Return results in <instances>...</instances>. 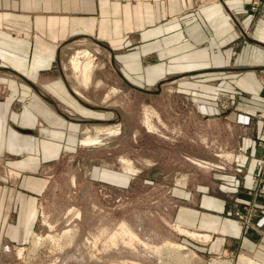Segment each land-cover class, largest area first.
<instances>
[{
	"label": "rangeland",
	"instance_id": "1",
	"mask_svg": "<svg viewBox=\"0 0 264 264\" xmlns=\"http://www.w3.org/2000/svg\"><path fill=\"white\" fill-rule=\"evenodd\" d=\"M252 2L248 9L252 28L246 29L232 14L239 35L230 44L234 57L243 44L258 41L252 31L264 20L263 9L259 2L252 11ZM202 3L209 0H194L195 8ZM5 30L12 36L20 34L10 24ZM66 41L59 54L62 72L56 59L46 56L45 65H40L35 75L20 73L34 80L62 112L73 111L79 119L105 120L98 124L119 125V131L114 136H102L96 145H82L83 126L70 124L62 117L46 116L41 121L44 127L62 132L54 138L59 150L25 170L29 177L42 179L45 184L41 192L31 188L27 191L34 204L29 238L15 244L6 243L2 237L0 264H78L76 255H83L86 264H235L245 253L252 254V250L236 243L239 239L231 244L219 240L218 233H210L209 240L200 241L180 234L175 225L198 231L180 224L179 213L182 208H197L203 195H211L225 201L228 216L244 233L258 230L264 236V100L256 98L259 92L264 94V70L256 71L259 85L255 90L251 86L249 89L239 74L206 78L187 74L184 82L177 77L176 82L163 83L158 94L145 93L119 77L110 52L97 44L101 43L97 38L93 41L77 35L62 43ZM85 49L96 65L86 86L70 65L74 53ZM21 55L20 64L28 70L36 54L22 50ZM7 60L0 59V65L15 70L12 61ZM4 77L28 86L10 73ZM59 79L62 96L72 100L67 82L88 102L105 109H87L86 114L75 110L66 99L45 89V85ZM134 86L157 90L155 82ZM26 88L28 94H36ZM10 91L9 84L1 80L0 97ZM43 102L46 111H55ZM252 141L256 142L254 148ZM6 158L0 157V186L16 188L21 173L7 166ZM249 158L257 159L251 178L244 168ZM122 159L130 162L132 172L124 169ZM240 191L250 198L239 201ZM121 224L135 233L137 242L128 243V236L119 234L114 237L116 247L109 248L106 241L113 238L112 230L121 232ZM34 238L39 241L36 246L32 245ZM166 241L186 246L183 254L192 250V261L180 262L172 250L162 247ZM262 243L258 247H263Z\"/></svg>",
	"mask_w": 264,
	"mask_h": 264
},
{
	"label": "crops",
	"instance_id": "2",
	"mask_svg": "<svg viewBox=\"0 0 264 264\" xmlns=\"http://www.w3.org/2000/svg\"><path fill=\"white\" fill-rule=\"evenodd\" d=\"M251 1L209 0L195 8L194 0H0V59L11 60L15 69L0 65V81L9 84L11 90L0 97V157H7L4 159L6 165L21 173L16 188L0 186V242L4 237L6 243L23 244L33 227L31 212L34 204L27 191L31 188L41 192L45 182L29 177L25 170L31 165H39L47 155L59 150L54 138L62 134L54 128L44 127L41 121L51 116L62 117L70 124H88L66 119L36 91L46 95L35 81L21 73L35 75L40 65H45L46 56L56 59L62 72L59 54L67 41L62 42L69 36L81 35L93 41L94 38L100 40L130 84L141 86L155 82L158 85L164 79H172L170 83H173L179 77L182 78L178 81L184 82L187 78L183 76L187 74L199 78L240 75L241 79L245 78L248 88L251 86L255 90L259 85L256 75L259 70L239 69L264 70V20H260L252 31L258 41L243 44L235 57L232 55L234 47L230 46L239 36L232 14L237 15L246 29L253 27L248 14ZM9 24L18 28V36L5 30ZM22 50L36 54L33 66L28 70L20 64ZM7 73L19 77L27 88L19 81L4 77ZM61 82L59 79L44 87L86 114L84 110L90 108L82 105L72 93V100L61 95ZM65 85L69 88L67 82ZM25 88L33 89L36 94H28ZM72 90L75 93L73 87ZM256 98L263 101L264 94L259 92ZM43 101L52 105L56 112L46 111ZM20 102L22 107L19 108ZM64 112L73 116V111ZM80 120L94 119L84 117ZM46 134L48 136L43 137ZM255 143H252L253 148ZM256 160L249 158L245 162L244 168L250 178L256 171ZM237 196L242 202L250 198L241 191ZM227 207L222 198L203 195L197 208L181 209L179 223L209 237L210 233H218L219 240L231 244L239 239L236 243L253 253H245L235 264H264V246L258 247L259 243L264 245V236L261 237L258 230L244 233L228 216Z\"/></svg>",
	"mask_w": 264,
	"mask_h": 264
},
{
	"label": "bare ground",
	"instance_id": "3",
	"mask_svg": "<svg viewBox=\"0 0 264 264\" xmlns=\"http://www.w3.org/2000/svg\"><path fill=\"white\" fill-rule=\"evenodd\" d=\"M92 57L93 56L90 55V52L85 49V50H81V51L75 52L74 55L72 56V58L70 59V65L72 66V69L74 70L75 75L77 77L80 76V78H81L80 81L85 86L92 80L91 77H92L93 72H94V70L96 68V65L94 63V59L95 58L93 57L94 58L93 59ZM73 88H74V91L76 93L75 96L77 98L85 101L86 103H89L91 105H94V104H92V103H90V102L87 101V99L83 96V94L81 93V91L79 89H77L75 86ZM100 108L101 109H94V110H102V109H105L102 106ZM80 121H83V122H77V123H88V124H84V126H83L84 127L83 128V133H85L84 134L85 136L81 139V142L80 143L82 145H96V144H98L100 142L99 140H101L102 136H114V135L118 134V131H119V125H115V126H112L111 125L110 126V125L105 124L104 126H102V125H99L98 124V123H106V121H104V120H80ZM92 121H95V122H92ZM74 122H76V121H74ZM145 123H146V125L149 126V124H150L149 123V118H146L145 119ZM121 163H122V165H124V169L127 172H132L133 171V168L131 167L130 162H128L127 160H123L122 159L121 160ZM11 174H13V173H11ZM175 227H177L179 229V233L180 234L186 235L189 238L198 239L200 241L203 240V239H205V241L206 240H209V235H207V234H203V233L200 234L198 231L188 230V229H185V228H183L181 226H177V225H175ZM119 229H121V232H118V230H112V232L110 233L111 237H113V238L112 239L110 238V240L108 239L106 241V245L109 248H112L113 249V246L116 247L115 244H117L118 241L115 240L114 237L118 236L119 234L121 236L127 235L128 236V239L127 240H129L128 243H130V241H132V242L136 241L137 242V239L135 238V233L128 226H125V224H121ZM67 232H69V231H67ZM94 241H95V239H94ZM123 241H125V240H123ZM126 241H125V243H126ZM38 242H39L38 241V238L37 239L34 238V241H32V245L33 246L34 245L36 246V244ZM162 247L165 248V249L172 250L173 254H175V256L178 258V260L180 262H182V263L183 262L192 261V259L190 257V255L192 253H194L192 250H189L188 253L183 254V250L184 249H187L186 246H183V245L178 244V243H174L172 241H166L162 245ZM157 249H162V248H157ZM190 252H192V253H190ZM91 255H92V253H91ZM81 256H83V255H81ZM81 256L80 255H76L75 256L76 257L75 261L78 264H86L85 263V260L83 261L84 258H82ZM70 257H72V256H70ZM70 259H72V258H70ZM85 259H86V257H85Z\"/></svg>",
	"mask_w": 264,
	"mask_h": 264
},
{
	"label": "water",
	"instance_id": "4",
	"mask_svg": "<svg viewBox=\"0 0 264 264\" xmlns=\"http://www.w3.org/2000/svg\"><path fill=\"white\" fill-rule=\"evenodd\" d=\"M97 44L100 45V46H102V47H105V46H104L103 44H101V43H98V42H97ZM106 48H107V47H106ZM107 49H108V48H107ZM111 60H112L113 67L116 69V72H117L118 75L123 79V81L126 82L127 84H129L132 88L137 89V90H139V91H142V92H145V93H149V92H150V93L158 94V93H160V91H161V85H162L163 83H168V82L173 81L172 79L161 81V82L157 85V90L154 91V92L147 91V90H145V89L137 88V87L131 85V84H130V83H129V82H128L123 76H122V74L118 71V69L116 68L115 63H114V58H112ZM239 70L246 71V70H263V69H261V68H243V69H239ZM68 89H69L70 93H72V95L75 96V93L73 92V90L70 89V88H68ZM36 91H37V92L41 95V97H43L46 101H48L49 103L53 104V105L55 106L57 112H59L61 115H63L66 119L71 120V121H76V122H83V121H80V119L77 120V119H75V118H73V117L67 115L66 113H63L62 111H60V110L56 107L55 103H54V102H53L48 96H46V95H44L43 93H41L40 90H38V89H36ZM75 97H76V96H75ZM76 98H77V97H76ZM77 99H78L83 105H85L86 107H88V108H90V109H101L100 107H97V106L91 105V104H89V103H86L85 101H83V100H81V99H79V98H77ZM92 122H95V121H92Z\"/></svg>",
	"mask_w": 264,
	"mask_h": 264
},
{
	"label": "built area",
	"instance_id": "5",
	"mask_svg": "<svg viewBox=\"0 0 264 264\" xmlns=\"http://www.w3.org/2000/svg\"><path fill=\"white\" fill-rule=\"evenodd\" d=\"M259 2H261V4H262L263 16H264V1H263V0H253V2H252V6H253L252 9H253V10H252V11L256 10V9H254V5H258Z\"/></svg>",
	"mask_w": 264,
	"mask_h": 264
}]
</instances>
